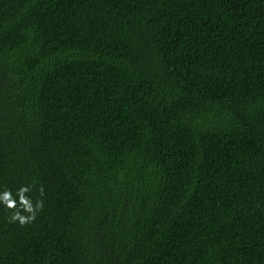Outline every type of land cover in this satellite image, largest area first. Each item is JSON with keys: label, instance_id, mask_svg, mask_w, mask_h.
<instances>
[{"label": "trees", "instance_id": "trees-1", "mask_svg": "<svg viewBox=\"0 0 264 264\" xmlns=\"http://www.w3.org/2000/svg\"><path fill=\"white\" fill-rule=\"evenodd\" d=\"M5 191L0 264H264V0H0Z\"/></svg>", "mask_w": 264, "mask_h": 264}, {"label": "clouds", "instance_id": "clouds-1", "mask_svg": "<svg viewBox=\"0 0 264 264\" xmlns=\"http://www.w3.org/2000/svg\"><path fill=\"white\" fill-rule=\"evenodd\" d=\"M28 189L23 188L20 190V205L23 207V209L28 212L31 213V215L29 216H23L20 215V213L17 211L13 216H12V220L13 221H19L21 225L30 222L31 220H33L35 218V212L33 209V206L30 202V200H28L25 196H24V192H26ZM0 201H2L9 209H13L16 208V201L12 198L11 193L5 191L3 194H0ZM37 207H42V202L37 204Z\"/></svg>", "mask_w": 264, "mask_h": 264}]
</instances>
